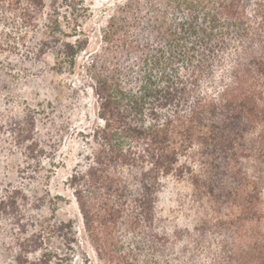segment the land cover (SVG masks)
<instances>
[{
	"label": "trees",
	"instance_id": "obj_1",
	"mask_svg": "<svg viewBox=\"0 0 264 264\" xmlns=\"http://www.w3.org/2000/svg\"><path fill=\"white\" fill-rule=\"evenodd\" d=\"M41 14L37 58L51 51L55 73L89 59L79 75L99 122L69 184L98 263L264 264V0H124L93 50L85 0H0V51L18 52ZM168 177L198 208L171 232ZM29 226L18 222L17 264L89 263L73 220Z\"/></svg>",
	"mask_w": 264,
	"mask_h": 264
},
{
	"label": "rangeland",
	"instance_id": "obj_2",
	"mask_svg": "<svg viewBox=\"0 0 264 264\" xmlns=\"http://www.w3.org/2000/svg\"><path fill=\"white\" fill-rule=\"evenodd\" d=\"M123 1L85 0L91 9L81 28L89 37L87 50L102 46L106 21ZM43 20L44 15H39L38 27L26 32L25 45L18 52L0 51V200L13 196L9 212L0 214V264H17L13 238L19 232L18 222L30 223V234L37 220L53 214L74 221L81 247L90 258L88 264H99L85 239L69 184L85 154L84 136L99 122L90 84L79 75L89 59L82 54L73 70L55 73L51 51L37 58ZM30 147L40 153L29 157ZM159 197V213L168 232L174 224L184 225L196 215L198 208L187 181L165 178ZM261 201L264 205V189ZM71 264H84L82 256L78 253Z\"/></svg>",
	"mask_w": 264,
	"mask_h": 264
}]
</instances>
